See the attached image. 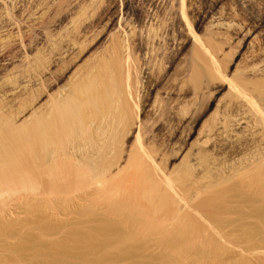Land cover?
Returning a JSON list of instances; mask_svg holds the SVG:
<instances>
[{"label":"rangeland","instance_id":"374dc122","mask_svg":"<svg viewBox=\"0 0 264 264\" xmlns=\"http://www.w3.org/2000/svg\"><path fill=\"white\" fill-rule=\"evenodd\" d=\"M90 89L130 124L78 162ZM0 172L59 179L0 186V264H81L47 247L101 226V264H264V0H0Z\"/></svg>","mask_w":264,"mask_h":264},{"label":"bare ground","instance_id":"6f19581e","mask_svg":"<svg viewBox=\"0 0 264 264\" xmlns=\"http://www.w3.org/2000/svg\"><path fill=\"white\" fill-rule=\"evenodd\" d=\"M143 3V2H142ZM157 3V2H156ZM245 3V2H244ZM134 5V4H133ZM148 5V4H147ZM218 5V4H217ZM216 9V5H214L213 6V8H212V10L214 11ZM213 11H211V15L215 18V16L217 15V13H213ZM183 12H184V10H183ZM219 14H220V11H219ZM182 15H184V16H186L184 13H182ZM213 17H211V19L213 20ZM221 17V16H220ZM220 17H218V18H220ZM211 20V21H212ZM221 20V19H220ZM212 23L214 24V25H216L215 27H217L218 25L219 26H221L220 25V22H219V20H217L216 18H215V20L214 21H212ZM222 24V23H221ZM229 24V23H228ZM230 24H232V23H230ZM213 25V26H214ZM233 25V24H232ZM213 26H211V27H213ZM225 26V25H224ZM229 26V25H228ZM231 26V25H230ZM230 28V27H229ZM250 31V29L248 30V32ZM194 34V33H193ZM194 39L197 41L198 39H199V37L197 36V35H195L194 34ZM122 47V46H121ZM118 48V47H117ZM116 49V48H115ZM116 51H117V49H116ZM115 51V52H116ZM198 57V56H197ZM128 58V57H127ZM197 59V58H196ZM198 59H199V57H198ZM127 60V59H126ZM198 61V60H197ZM195 62H196V60H195ZM126 63H127V61H126ZM146 64V63H145ZM196 64H197V62H196ZM131 65V64H130ZM198 65H201V64H198ZM197 65V66H198ZM129 67V66H128ZM131 67V66H130ZM129 67V68H130ZM133 67V66H132ZM136 67V66H135ZM147 67V66H146ZM194 67H195V63H194ZM126 68V67H125ZM196 70H197V67H196ZM129 71V70H128ZM134 71V70H133ZM136 71V70H135ZM138 71V70H137ZM193 72H194V69L192 70ZM199 71H201L200 69H199ZM198 72V71H197ZM128 74V73H127ZM130 74H131V70H130ZM130 74H129V76H130ZM193 74V73H192ZM194 74H196V71H195V73ZM139 75V74H138ZM200 75V74H199ZM137 76V75H136ZM141 76V75H140ZM127 77H128V75H127ZM195 77V76H194ZM200 77V76H199ZM196 78V77H195ZM139 80H141L140 78H139ZM138 80V81H139ZM136 84H138V82L136 83ZM133 86V85H132ZM132 86H130V87H132ZM135 87V86H134ZM133 89V88H132ZM61 90V89H60ZM66 89H63V90H61V91H59V93H58V95H60L59 97H61V98H63V99H65V97H68V96H65V94L63 93L64 91H65ZM135 90V89H134ZM133 90V91H134ZM151 90V89H150ZM130 92H131V90H129ZM91 92H93V89H90V94H89V97H88V100H87V104H88V108L90 109V110H93L94 108H96L97 106H98V104L100 105V103L102 104V109H101V111H100V120H99V122H98V126L95 128V130H94V132H93V136H92V138H91V144H88L89 145V147H88V145H86L87 146V148L85 147H82L83 149H80L81 151H80V153L78 152V154H79V156H78V154H77V159H78V162H79V160H83V159H85V157H86V155L88 154V152H90V154L91 153H93V154H97V155H99L98 153L99 152H101V150L105 147L104 145H105V143H106V141L108 140V139H110V141H112L111 143L112 144H114V142L116 143V142H119V141H116L117 140V138H119L118 137V135H119V132H120V127H125L126 126V123H129L130 124V122H128V120H127V114L124 112V111H121L120 110V107H117V104H119L120 102H121V99L120 100H116L114 103L111 101V106H110V110L108 109V107H107V105H108V99L106 98L107 96H106V94L104 95V94H102V96H101V99H100V102L98 101V97H97V94H93V93H91ZM137 92V91H136ZM68 93H70L69 91H68ZM67 93V95H69ZM129 93V92H128ZM135 93V92H134ZM130 94V93H129ZM138 95H139V93H137ZM136 95V94H135ZM137 95V96H138ZM127 96H129V95H127ZM132 96H134L133 94H132ZM136 96V97H137ZM129 97H131V96H129ZM57 98V97H56ZM56 98H54V99H56ZM138 98H139V96H138ZM59 99V98H58ZM63 99H60L61 101L63 100ZM67 99V98H66ZM130 99V98H129ZM55 101V100H54ZM61 101H60V103H61ZM64 101V100H63ZM126 101V100H125ZM132 101H133V99H132ZM139 101V100H138ZM135 102L136 103V105H139V104H137V103H139V102ZM57 103V102H56ZM59 103V104H60ZM122 103H124V101H122ZM126 103V102H125ZM141 103V102H140ZM148 103V102H147ZM121 104V103H120ZM127 105L129 104V102L128 103H126ZM142 104V103H141ZM154 104V103H153ZM57 105V107L59 106L58 105V103L56 104ZM62 105V104H61ZM64 105V104H63ZM133 105H135V104H133ZM148 105V104H147ZM60 107H62V106H60ZM60 107H58V108H60ZM240 107V106H239ZM136 108V107H135ZM140 108V107H139ZM241 108V107H240ZM137 109V108H136ZM51 110H53V108L51 109ZM50 110V111H51ZM130 110V109H129ZM141 110V109H140ZM259 110H261V109H259ZM138 111V110H137ZM263 111V110H262ZM53 112V111H52ZM129 112V111H128ZM132 112V111H131ZM134 112V111H133ZM217 110L215 111V114L217 115ZM135 113V112H134ZM240 113V112H239ZM116 114H118V115H116ZM129 114H131V113H129ZM220 114V113H219ZM221 115V114H220ZM220 115H218V116H220ZM223 115V114H222ZM221 115V117H223ZM228 115V114H227ZM131 117V116H130ZM138 117V116H137ZM214 117V116H213ZM227 117V116H226ZM224 118V117H223ZM222 118V119H223ZM233 118H235V117H233ZM239 118H240V116H239ZM130 119H132V118H130ZM217 119H218V117H217ZM228 119V118H227ZM236 119V118H235ZM242 119V118H241ZM134 120V119H133ZM133 120H131V121H133ZM234 120V119H233ZM237 120H238V117H237ZM243 120V119H242ZM6 121V120H5ZM231 121V120H230ZM240 121V120H239ZM232 122V121H231ZM243 122H244V120H243ZM248 122V121H247ZM134 123V122H133ZM223 123H226V121H224ZM236 123V122H235ZM11 124V123H10ZM233 123H231V125H232ZM239 124H240V122H239ZM245 124V123H244ZM227 125V124H226ZM237 125V124H236ZM134 124H132L131 123V125H130V130L129 131H133V129H134ZM221 126V125H220ZM45 127L43 126V128L42 129H44ZM67 128H68V126H67ZM81 128H83V127H80V129ZM223 128V127H222ZM232 128V127H231ZM231 128H229V129H231ZM248 128V127H247ZM47 129V128H46ZM226 129V128H225ZM234 129V128H233ZM237 129V128H236ZM62 130V129H61ZM84 130V129H83ZM83 130H82V132H83ZM227 130V129H226ZM235 130V129H234ZM231 131V130H230ZM44 132V134H43V140H45V141H47V133H46V131L44 130L43 131ZM73 135V134H72ZM74 136V135H73ZM81 136V135H80ZM64 137V136H63ZM72 137V136H71ZM77 137V136H76ZM78 137H79V135H78ZM29 138V137H28ZM66 138H67V136H66ZM69 138V137H68ZM67 138V139H68ZM74 138V137H73ZM81 138V137H80ZM79 138V139H80ZM67 139H65V141L67 140ZM70 139V138H69ZM69 139H68V141H69ZM75 139V138H74ZM54 140V139H53ZM60 140V139H59ZM82 140V139H81ZM41 141V140H40ZM45 141H43L45 144H49V143H51V142H53V141H51V140H49V141H47V143L45 142ZM74 141V140H73ZM78 141V140H77ZM205 141V140H204ZM58 142V141H57ZM60 142H63V141H60ZM83 142V141H82ZM122 142V141H121ZM67 143V142H66ZM65 143V144H66ZM73 143V142H72ZM84 143V142H83ZM41 144H43V143H41ZM46 145V146H48L47 148H49V145ZM62 144V143H61ZM117 144V143H116ZM120 144H122V143H120ZM53 146V144H50V146ZM58 145H59V143H58ZM57 144L55 145V146H58ZM85 145V144H84ZM83 145V146H84ZM46 146H44V147H46ZM63 146H65V145H63ZM115 146V145H114ZM117 146V145H116ZM121 146V145H120ZM59 147V149H60V146H58ZM108 147V146H107ZM119 147V146H118ZM52 148V147H51ZM54 148V147H53ZM52 148V149H53ZM57 147H55L54 149H56ZM64 148H66V147H64ZM63 148V149H64ZM74 148V147H73ZM81 148V147H80ZM112 148H113V146H112ZM44 149V148H43ZM50 149V148H49ZM51 150V152H49V150L48 149H45V152L47 151V152H49V153H47V161L49 162V164L50 163H52L53 161H54V156H55V151L56 150ZM77 149V148H76ZM88 150V152H84V150ZM62 150V149H61ZM109 150V149H108ZM58 151H60V150H58ZM57 151V152H58ZM68 151V150H67ZM66 151V152H67ZM78 151V150H77ZM44 152V151H43ZM75 152V151H74ZM67 154H68V152H67ZM70 154V153H69ZM75 154V153H74ZM46 154H42V160H45L44 158L45 157H43V156H45ZM59 156V155H58ZM90 156V155H89ZM95 156V155H94ZM75 157V156H74ZM109 158V157H108ZM58 159H59V157L56 159V161H58ZM96 159V158H95ZM116 159V158H115ZM114 159V160H115ZM41 160V161H42ZM65 160V159H64ZM76 160V159H75ZM41 161H39V163L41 162ZM56 161H54L55 163H56ZM61 161V160H60ZM106 161V160H105ZM118 161V160H117ZM77 162V161H76ZM44 163V162H43ZM47 163V162H46ZM63 163V162H62ZM100 163V162H99ZM115 163V162H114ZM14 164V163H13ZM36 164H37V162H36ZM54 164V163H53ZM67 164V163H66ZM110 164V163H109ZM109 164L107 165V166H109ZM44 165V164H43ZM46 165V164H45ZM51 165V164H50ZM67 165H69V163L67 164ZM118 165V164H117ZM139 165V164H138ZM253 165V164H252ZM98 166V165H97ZM104 166V165H103ZM37 167V166H36ZM43 167V166H42ZM51 167V166H50ZM78 166H76V168H77ZM96 167V166H95ZM137 167V166H136ZM144 167V166H143ZM217 167V166H216ZM71 168V167H70ZM75 168V167H74ZM89 167H87L85 170L87 171V169H88ZM141 168V167H140ZM145 169H147L146 167H144ZM235 168V167H234ZM55 169V168H54ZM54 169H51V170H53L54 171ZM72 169V168H71ZM84 169H82L83 170V172L85 171ZM107 169V168H106ZM119 169V168H118ZM124 169V168H123ZM122 169V171L121 172H123V171H125V170H123ZM43 170V169H42ZM56 170V169H55ZM73 170H76V169H73ZM80 170V169H79ZM82 170H80V171H82ZM90 170V169H89ZM92 170V169H91ZM103 170H105V168H103ZM110 170V169H109ZM117 170V169H116ZM65 171V170H64ZM67 171V170H66ZM80 171H79V173H80ZM111 171V170H110ZM119 171V172H120ZM77 172V171H76ZM87 172H89V171H87ZM86 172V173H87ZM103 172V171H102ZM116 172V171H115ZM118 172V171H117ZM118 172V173H119ZM224 172V171H223ZM226 172V171H225ZM14 173V174H13ZM16 173H18L19 174V176L18 177H21L22 178V180L24 179V180H27L28 179V177L29 178H31L32 176H29V174H30V172L28 173V177H27V175H26V173L25 172H11V173H5V172H0V186L1 185H4V186H6L7 188H9V189H11L12 190V192H13V194L14 193H16L18 190H22V188H23V185L21 186L20 184H18V182L20 183V181H18L17 180V184H15V179L13 180V178L11 179L12 181H11V183L12 182H14V185H17L16 187L18 188V190H16V189H14V188H16V187H14L13 185L12 186H10L11 185V183L9 182H7V180H8V178H9V176L11 175V174H13V176L15 175V176H17L16 175ZM43 173L44 174H48V176L50 177V181L52 182V181H54V184H56L55 182H56V180H59V179H56L57 178V174H56V172H32V175H33V178L34 179H36L37 180V178L39 179V177L41 178V176L43 177ZM67 173V172H66ZM68 173H70V172H68ZM95 173V172H94ZM93 173V174H94ZM104 173L106 174L107 173V171H104ZM23 176H22V175ZM60 174V173H59ZM83 174V173H82ZM81 174V175H82ZM90 174V173H89ZM92 174V173H91ZM91 175L93 178H97L98 176H99V174H95V176L94 175ZM104 174V175H105ZM31 175V174H30ZM67 175V174H66ZM103 175V176H104ZM114 175V174H113ZM116 175V174H115ZM236 175V174H235ZM84 176V175H83ZM103 176H100V177H103ZM112 176V175H111ZM240 176V175H239ZM46 177L47 176H45V179H46ZM209 177V176H208ZM230 177V176H229ZM27 178V179H26ZM33 178H31V180L33 179ZM81 178V177H80ZM99 178V177H98ZM110 178V177H109ZM219 178H221V177H219ZM41 179H43V178H41ZM45 179H43V180H45ZM69 179V178H68ZM81 179H83V178H81ZM110 179H112V178H110ZM210 179V178H209ZM233 179V178H232ZM20 180V179H19ZM30 180V179H29ZM49 179H47V181H48ZM210 180H212V179H210ZM221 180V179H220ZM228 180V179H227ZM87 181V180H86ZM95 181V180H94ZM213 181H215V180H213ZM23 182V181H22ZM21 182V183H22ZM30 182V181H29ZM28 182V183H29ZM36 182H38V181H36ZM58 182V181H57ZM85 182V181H84ZM97 182V181H96ZM95 182V183H96ZM211 182V181H210ZM223 182V181H222ZM31 183V182H30ZM40 183H42V182H40ZM60 184V186H61V181L59 182ZM99 183V182H98ZM97 183V184H98ZM24 184V183H23ZM25 184H26V181H25ZM25 184H24V186H25ZM37 185L39 184V183H36ZM100 184V183H99ZM211 184V183H210ZM217 184V183H216ZM43 185V184H42ZM50 185L52 186V184L50 183ZM218 185V184H217ZM27 187H29L28 185H26ZM32 186V185H31ZM41 186V185H40ZM50 186V187H51ZM58 186V185H57ZM56 185H55V188L57 187ZM211 186V185H210ZM219 186H220V184H219ZM5 187V188H6ZM12 187V188H11ZM14 187V188H13ZM36 187V186H35ZM33 188L32 190H35V189H37L39 186H37L36 188ZM50 187L48 188V189H50ZM52 187H54V185L52 186ZM89 187H91V186H89ZM213 187V186H212ZM217 187V186H216ZM0 188H2V187H0ZM26 188V187H25ZM58 188V187H57ZM88 188V187H87ZM98 188H99V186H98ZM101 188V187H100ZM28 189V188H27ZM31 189V188H30ZM47 189V190H48ZM11 190H9V191H11ZM14 190H16L15 192H14ZM24 190V189H23ZM22 190V191H23ZM51 190V189H50ZM205 190V189H204ZM56 191V190H55ZM61 191L62 190H60L59 192L61 193ZM89 191V190H88ZM95 191V190H94ZM97 191V190H96ZM25 191H23V192H17V194L18 193H21V194H19V195H22L23 193H24ZM44 192V191H43ZM80 192V191H79ZM149 192H151L152 194L151 195H153V194H155L156 193V191H155V189H153V187H152V189H151V191H149ZM26 193V192H25ZM24 193V194H25ZM51 193H52V191H51ZM56 193V192H55ZM16 194V195H17ZM34 194V193H33ZM40 194V193H39ZM43 194H45V193H43ZM42 194V195H43ZM50 194V193H49ZM15 195V194H14ZM32 195V194H31ZM46 195V194H45ZM53 195V194H52ZM57 195V194H56ZM87 196H89L88 194H86ZM100 195H101V193H100ZM103 195V194H102ZM156 196H157V194H155ZM18 196V195H17ZM27 195H25V197H26ZM50 196V195H49ZM75 196V195H74ZM78 196V195H77ZM79 196H82V195H79ZM94 196V195H93ZM97 196V195H96ZM161 196V195H160ZM22 197H24V196H21V198ZM28 197V196H27ZM35 197V196H34ZM51 197V196H50ZM55 197V196H54ZM70 197V196H69ZM20 198V197H19ZM30 198V197H29ZM57 198V197H56ZM73 198V197H72ZM84 198V197H83ZM90 198V197H89ZM93 198V197H92ZM103 198V197H102ZM111 197H109V199H110ZM59 199V198H58ZM58 199L57 200H54V201H56V202H58ZM16 200H18V199H16ZM33 200V199H32ZM35 200V199H34ZM42 200V199H41ZM52 201V199H49V201ZM60 200V199H59ZM159 200V199H158ZM1 201V200H0ZM14 201V200H13ZM43 201V200H42ZM45 201V200H44ZM50 201V202H51ZM66 201V200H65ZM75 201V200H74ZM73 201V199H72V202H74ZM3 202H4V198H3ZM10 202V201H9ZM88 202H90V201H88ZM159 202H160V200H159ZM158 201L156 202V206H159V205H161L160 203H159ZM59 203V202H58ZM60 203H62V201L60 202ZM67 203V202H66ZM69 203V202H68ZM39 204V203H38ZM47 204V203H46ZM45 204V205H46ZM56 204L57 203H54V207H56ZM73 204V203H72ZM88 204V203H87ZM92 204V203H91ZM43 205V204H42ZM65 206H71V205H66V204H64ZM63 205V206H64ZM74 205V204H73ZM80 205V204H79ZM48 206V205H47ZM46 206V207H47ZM53 206V205H52ZM59 205H57V207H58ZM83 207H84V205H83ZM59 208V207H58ZM68 208V207H67ZM75 208V207H74ZM78 209V208H77ZM73 210V209H72ZM81 210L82 209H80V210H75V212H76V215H80V213L79 212H81ZM3 211V210H2ZM74 212V211H73ZM85 212V211H84ZM39 213V212H38ZM82 213V212H81ZM36 214V213H35ZM71 214V213H70ZM85 214H89V213H85ZM90 214H92V213H90ZM40 214H38L37 216H39ZM42 216V215H41ZM88 216V215H87ZM89 216H91V215H89ZM92 216H93V214H92ZM82 217V216H81ZM135 217V216H134ZM77 218V217H76ZM133 218V217H132ZM137 218V217H136ZM82 219V218H81ZM123 219V218H122ZM40 221V220H39ZM123 221V220H122ZM49 222H52V221H49ZM37 224V223H36ZM62 225V224H61ZM84 225V224H83ZM59 226V225H58ZM58 226H56V225H54V224H51V223H48V221H47V224L45 225V226H43L41 229H40V231H39V233H41V231L43 232H48V233H53L54 234V231H57L58 229H59V227ZM100 226V225H99ZM136 228V227H135ZM92 231V230H91ZM91 231H87V232H83V231H81L80 229H77V228H72V230H71V232H70V234H69V236L66 238V239H64V240H61L60 242H52L48 247H47V249H50V250H54V251H56V255H60V257H63V259H66V258H73V257H75V256H77V258H79V259H83V261L81 262V264H101L102 262H103V260H102V258L99 256V257H95L94 259H87V257H89V256H95L96 254H95V251H100L101 249H102V247L104 246V245H106V244H109V245H112L113 243H114V240L111 238L108 242H106V240H104L103 238L101 239V237H105L106 235H109V234H112V233H114V230L113 229H111V228H109L108 226H101V228H98V229H93V233H91ZM138 231V230H137ZM42 234V233H41ZM46 234V233H45ZM21 235V234H20ZM47 235V234H46ZM148 235H150V233L148 234ZM22 236V235H21ZM137 236V235H136ZM136 236H131V237H136ZM139 236H140V234H139ZM143 236V235H142ZM1 237V236H0ZM129 237V236H128ZM131 237H129V238H126V239H131V241L133 242V240H132V238ZM37 239V238H36ZM41 239V238H40ZM134 239V238H133ZM141 239V238H140ZM124 240V239H123ZM124 243V242H123ZM129 243V242H128ZM24 244V243H23ZM122 244V243H121ZM120 244V245H121ZM118 245V244H117ZM124 246V245H123ZM40 255H42V254H40ZM57 256V257H58ZM40 258V257H39ZM41 258H43L42 256H41ZM34 259V258H33ZM78 260V259H77ZM12 261V260H11ZM25 262V261H24ZM28 263V262H27ZM166 263V262H165ZM58 264H70L69 262H67V261H64V260H62L61 262H58Z\"/></svg>","mask_w":264,"mask_h":264}]
</instances>
